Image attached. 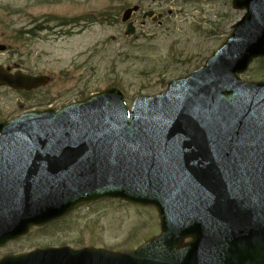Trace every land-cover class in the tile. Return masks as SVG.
<instances>
[{
  "label": "water",
  "instance_id": "obj_1",
  "mask_svg": "<svg viewBox=\"0 0 264 264\" xmlns=\"http://www.w3.org/2000/svg\"><path fill=\"white\" fill-rule=\"evenodd\" d=\"M232 6L246 13L205 65L164 93L138 97L131 112L108 88L59 112L0 122V238L25 220L15 211L47 214L108 197L153 206L160 228L179 232L137 253L189 236L187 247L161 252L183 251L186 264H264V243L257 259L237 248L243 238L264 239V83L237 77L264 57V0ZM137 10L127 9L122 22ZM133 33L129 23L125 35ZM48 80L0 66V86L31 90Z\"/></svg>",
  "mask_w": 264,
  "mask_h": 264
},
{
  "label": "rangeland",
  "instance_id": "obj_2",
  "mask_svg": "<svg viewBox=\"0 0 264 264\" xmlns=\"http://www.w3.org/2000/svg\"><path fill=\"white\" fill-rule=\"evenodd\" d=\"M133 6L140 9L132 16L136 31L125 37L121 15ZM148 10L163 15L161 26L141 19ZM243 14L230 0H0V64L50 79L30 92L0 88V119L57 111L113 84L130 107L137 96L161 93L201 67ZM261 61L253 60L239 77L264 82ZM105 203V223L118 226L123 248L130 235L157 228L154 209Z\"/></svg>",
  "mask_w": 264,
  "mask_h": 264
},
{
  "label": "flooded vegetation",
  "instance_id": "obj_3",
  "mask_svg": "<svg viewBox=\"0 0 264 264\" xmlns=\"http://www.w3.org/2000/svg\"><path fill=\"white\" fill-rule=\"evenodd\" d=\"M116 201L98 199L59 207L55 213L47 215L28 213L26 220L18 224L21 231L0 242V264H110L111 255L112 263L117 264L119 260L115 259V254L136 250L160 230L149 228L141 236L130 235L125 240L129 246L123 248L117 234L118 226L105 223L101 206ZM189 241L184 239L182 243Z\"/></svg>",
  "mask_w": 264,
  "mask_h": 264
},
{
  "label": "trees",
  "instance_id": "obj_4",
  "mask_svg": "<svg viewBox=\"0 0 264 264\" xmlns=\"http://www.w3.org/2000/svg\"><path fill=\"white\" fill-rule=\"evenodd\" d=\"M89 20L92 22L91 19H89ZM72 22H73V21H71V22H68V21H62L61 24H60V26L68 25V23H72ZM70 33H71V32L68 31V32L65 33V35H70ZM113 85H114V84H113ZM114 86H117V85H114ZM118 86H119V85H118Z\"/></svg>",
  "mask_w": 264,
  "mask_h": 264
}]
</instances>
